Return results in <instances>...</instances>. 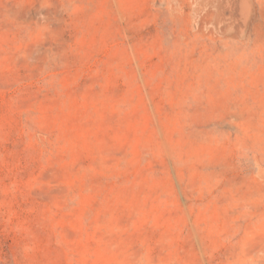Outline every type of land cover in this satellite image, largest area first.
Here are the masks:
<instances>
[{"label":"rangeland","instance_id":"obj_1","mask_svg":"<svg viewBox=\"0 0 264 264\" xmlns=\"http://www.w3.org/2000/svg\"><path fill=\"white\" fill-rule=\"evenodd\" d=\"M0 264H264V0H0Z\"/></svg>","mask_w":264,"mask_h":264}]
</instances>
